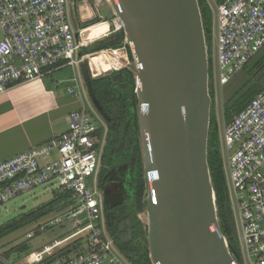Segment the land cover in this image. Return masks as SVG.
I'll use <instances>...</instances> for the list:
<instances>
[{"label": "built area", "instance_id": "2783aa9c", "mask_svg": "<svg viewBox=\"0 0 264 264\" xmlns=\"http://www.w3.org/2000/svg\"><path fill=\"white\" fill-rule=\"evenodd\" d=\"M203 1L212 15L209 84L218 100L219 89L264 49V0ZM75 2L79 31L70 15L71 3L75 9L73 0H0V95L16 85L43 81L72 68L81 74L74 82L82 98V107L67 117L65 133L0 163V207L39 187L68 194L70 208L50 224L69 223L76 230L46 247L42 252L55 246L46 254H33L32 264L79 240L77 253L57 256L51 264H133L106 229L98 180L102 149L98 130L105 124L90 100L81 70L86 63L96 79L108 75L107 66L113 74L129 70L135 60L125 42L117 48L85 53L91 44L123 31V24L117 17L111 22L99 17L95 5L100 0ZM88 23L105 24L106 29L99 37L85 40L81 24ZM98 57L95 70L92 60ZM218 133L236 237L244 258V262H235L264 264V89L231 122L224 118L223 129L219 121ZM43 229L45 226L40 227Z\"/></svg>", "mask_w": 264, "mask_h": 264}, {"label": "water", "instance_id": "95a60500", "mask_svg": "<svg viewBox=\"0 0 264 264\" xmlns=\"http://www.w3.org/2000/svg\"><path fill=\"white\" fill-rule=\"evenodd\" d=\"M107 1L135 60L129 71L136 83L151 263L236 264L208 161L212 98L199 0ZM70 15L79 31L72 3ZM105 71L111 74L108 66ZM229 223L236 240L231 216Z\"/></svg>", "mask_w": 264, "mask_h": 264}, {"label": "trees", "instance_id": "16d2710c", "mask_svg": "<svg viewBox=\"0 0 264 264\" xmlns=\"http://www.w3.org/2000/svg\"><path fill=\"white\" fill-rule=\"evenodd\" d=\"M199 5L201 8L202 18L204 22V28L208 43V38H210L212 32V19L211 13L207 5L203 0H199ZM87 27V26H85ZM83 27V28H85ZM208 31V33H207ZM209 36V37H207ZM211 39V38H210ZM125 42L124 32H118L100 42L96 43L90 49L92 52H98L108 48H117L123 45ZM209 44V43H208ZM129 48L130 55L131 49ZM264 50V49H263ZM89 51V50H88ZM263 52V51H261ZM260 52V53H261ZM262 54V53H261ZM264 54V53H263ZM264 62V55L260 57V60L256 66L261 65ZM246 68V67H245ZM82 75L85 86L87 88L90 100L96 109L99 116L109 127V148L116 147L119 145L125 129L130 126L133 128L132 133L135 136L133 145H134V155L135 157V167L138 166L136 171L132 172L131 179L128 180L129 190L132 193V198L134 199L133 205L136 207L137 212H144V195L146 189L145 177H144V168L141 167V157L139 153V143L137 138V96H136V83L133 74L128 70H123L117 73L106 75L100 78H92L88 70V66L85 63L82 66ZM264 89L262 86H254L246 95L243 96L241 102H236L231 105L229 108H224V118L226 122H231L242 110H244L253 99ZM98 135L100 140L103 136V128L98 130ZM220 141L218 126L215 114L211 113V124H210V133H209V144H208V161L209 167L212 176V182L216 193L217 205L222 203L221 201L225 199L228 202L227 196V185L226 177L223 170L222 157L220 153ZM133 149V148H132ZM54 201L48 205H45L38 210L24 215L21 219L10 220L0 226V239L5 236L15 232L19 229L24 222L32 219H41L44 216L48 215L55 208L58 210H63L64 212L68 210L71 206V203L68 201V194L61 193L57 194L54 197ZM136 204V206H135ZM223 231V229H222ZM226 237H229L230 234H225ZM78 242L72 243L71 245L65 247L63 250L47 256L41 263L38 264H51L53 259L60 255H69L71 253H77L79 251L80 244ZM19 252H25L29 249L28 244L20 245L17 248ZM229 249L235 256V260L239 262V257L235 248L229 243ZM6 253L5 255H8ZM0 264H6L3 260L0 259ZM141 264V263H139ZM146 264H152L150 258H147Z\"/></svg>", "mask_w": 264, "mask_h": 264}, {"label": "rangeland", "instance_id": "374dc122", "mask_svg": "<svg viewBox=\"0 0 264 264\" xmlns=\"http://www.w3.org/2000/svg\"><path fill=\"white\" fill-rule=\"evenodd\" d=\"M73 1L75 4V14L78 17L79 12L77 3L75 2V0ZM95 8L97 14L100 18H102V20H107L111 22L114 19L115 16L113 9L107 0H100L99 4L95 5ZM91 24L92 23L84 25L81 24V27H89L88 25ZM1 38L2 35L0 33V39ZM210 38H208V45L209 48L212 50V40ZM96 43L91 44L89 46L90 48H86L84 52H92L90 49ZM262 51V54L259 53L258 55H256L247 64L244 70L232 77L231 82L227 86L222 89H219L218 100H216V93L214 91V87H212V84L210 82L209 87L210 95L212 98L211 113L213 112L216 116L217 126L220 121L221 129H223L224 127V108L227 109L236 102H241L243 96L246 95L254 86L264 87V62L261 65L256 66V64L260 60V57L264 55V50ZM76 76L80 78L81 74H79L78 72H74L72 68H65L61 71L54 73L52 77L57 80H64L65 82L62 83L72 87L74 91L72 95L77 96L78 99L82 102V98L79 96V90L77 87H75L76 84L74 82V79ZM83 102L88 108H90L89 102L87 100H83ZM96 126L97 128L101 127L99 122L96 123ZM219 148L222 157L221 147ZM54 189L55 188L47 189V187H39L35 191L22 194L11 202L0 207V226L10 220H19L24 215L32 213L38 210L39 208L52 203L55 199L54 197L58 193L54 192ZM23 206H25L26 208L22 209ZM62 214H64L63 210L61 211L55 208L48 215L44 216L41 219L27 220L15 232L0 239V259L3 260L6 264H32L33 262L31 263V257L33 254L42 252L46 247L52 245L55 240L64 239L74 233V231L76 230V227L69 223L51 226V221H53L56 217ZM141 217L145 223V213H143ZM81 218L82 217H80L79 219ZM41 226H45V229L40 230ZM227 239L229 243L235 248L239 257V261L244 262L239 242L234 240L231 236L227 237ZM24 243L28 244L29 249L25 252L17 251V248L20 245H23ZM141 245L143 248L141 259L132 261L133 264H146L147 258H150L148 241L146 239H143L141 241ZM54 247H50L48 250L42 252V254H46L48 251H51ZM6 253H9V257L5 255Z\"/></svg>", "mask_w": 264, "mask_h": 264}, {"label": "crops", "instance_id": "0c3cea01", "mask_svg": "<svg viewBox=\"0 0 264 264\" xmlns=\"http://www.w3.org/2000/svg\"><path fill=\"white\" fill-rule=\"evenodd\" d=\"M52 76L0 95V163L65 133L68 115L82 107L73 88Z\"/></svg>", "mask_w": 264, "mask_h": 264}, {"label": "flooded vegetation", "instance_id": "af4514ba", "mask_svg": "<svg viewBox=\"0 0 264 264\" xmlns=\"http://www.w3.org/2000/svg\"><path fill=\"white\" fill-rule=\"evenodd\" d=\"M104 124L98 180L103 198L105 225L115 246L132 263L134 260L141 259L143 253L141 241L143 239L147 240L145 223L141 217L144 212L136 211V207L133 205L134 199L132 198L128 184L132 172L138 168L140 169V167H135L134 165L135 157H137L134 155L133 145L135 136L132 133L133 128L130 126L127 130L125 129L119 145L114 148H109L110 129L105 122ZM136 136L138 138L139 153L142 160L141 167L143 166L144 168L138 125ZM221 202L217 205L219 222L225 234H230L233 238L229 216L232 218L235 233L236 226L229 197L228 202L225 199Z\"/></svg>", "mask_w": 264, "mask_h": 264}, {"label": "bare ground", "instance_id": "6f19581e", "mask_svg": "<svg viewBox=\"0 0 264 264\" xmlns=\"http://www.w3.org/2000/svg\"><path fill=\"white\" fill-rule=\"evenodd\" d=\"M106 25H89V27H85V29L82 32V36L85 40H91L93 37H99L103 33V31L106 29L104 28ZM99 57L92 60V67L93 69H97V65L99 63Z\"/></svg>", "mask_w": 264, "mask_h": 264}]
</instances>
